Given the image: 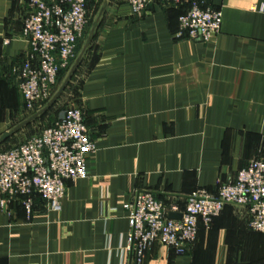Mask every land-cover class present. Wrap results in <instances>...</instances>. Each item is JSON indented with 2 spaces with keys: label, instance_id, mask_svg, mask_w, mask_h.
<instances>
[{
  "label": "crops",
  "instance_id": "obj_1",
  "mask_svg": "<svg viewBox=\"0 0 264 264\" xmlns=\"http://www.w3.org/2000/svg\"><path fill=\"white\" fill-rule=\"evenodd\" d=\"M26 1L0 0V134L30 116L16 78ZM200 1L221 18L204 42L176 35L186 4L153 1L135 16L125 0L106 1L76 91L95 146L86 176L65 181L57 211L39 199L29 216L18 201L0 211V264H127L122 204L134 190L182 206L264 160V0ZM142 264H264V233L224 204L183 254L154 244Z\"/></svg>",
  "mask_w": 264,
  "mask_h": 264
},
{
  "label": "built area",
  "instance_id": "obj_2",
  "mask_svg": "<svg viewBox=\"0 0 264 264\" xmlns=\"http://www.w3.org/2000/svg\"><path fill=\"white\" fill-rule=\"evenodd\" d=\"M153 1L186 4L177 17V36L184 34L204 42L219 32L220 12L200 0H125L135 16ZM252 9L261 10L262 6ZM87 19L85 0L26 1L20 36L26 40L28 51L16 69L25 111L49 98L59 69L67 68L75 57ZM94 150L82 111L75 107L39 133L0 151V211L9 214V204L18 201L29 216L34 197L47 209L57 211L65 181L86 176L85 158ZM224 204L244 208L247 227L264 233L263 159L249 160L232 180L218 183L214 193L195 190L182 206L164 204L149 191L134 190L122 204L128 224L124 246L127 264H142L145 250L154 244L183 254L194 242L198 228L207 230ZM169 212L180 217L169 218Z\"/></svg>",
  "mask_w": 264,
  "mask_h": 264
},
{
  "label": "rangeland",
  "instance_id": "obj_3",
  "mask_svg": "<svg viewBox=\"0 0 264 264\" xmlns=\"http://www.w3.org/2000/svg\"><path fill=\"white\" fill-rule=\"evenodd\" d=\"M86 2L88 6L87 10L89 12L88 19H87V22H88L87 29H89V26H90L89 23L93 20L96 14V11H98V9L100 8V4L102 0H86ZM85 36L86 34H84V38L80 42L78 51L75 54V56L81 50ZM85 57H86V49L82 53V56L77 66L75 67L73 73L71 74L70 78L66 82L64 88L59 93L58 97L54 100V102L45 111H43L40 115H38L35 119H33L30 123H28L26 126L16 131V133H14L12 142L9 141L5 143L4 145H0L1 147L0 151L5 150L13 145H17L23 140L27 139L29 136L39 133L43 127L50 125L54 121L61 118L63 114L65 113V111H67L69 108L77 107L76 91L78 89V85L81 79L83 69L86 65V61L84 60ZM72 63H73V60L69 63L68 67L65 68L64 72L60 73L59 76L57 77L49 98H51V96L54 94L58 86L61 84L62 80L65 78L67 70ZM48 100H46V102ZM46 102H43L39 106L34 107L33 110L26 111L28 112V116L33 114L40 108H42Z\"/></svg>",
  "mask_w": 264,
  "mask_h": 264
},
{
  "label": "water",
  "instance_id": "obj_4",
  "mask_svg": "<svg viewBox=\"0 0 264 264\" xmlns=\"http://www.w3.org/2000/svg\"><path fill=\"white\" fill-rule=\"evenodd\" d=\"M107 0H102L101 2V6L99 8V12L97 14V17L91 22L89 30L85 36L83 45L81 47V50L79 51V53L75 56V58L73 59V63L70 65V67L67 70V73L65 75V78L62 80L61 84L58 86V88L56 89V91L54 92V94L51 96V98H49V100L45 103V105L40 108L39 110H37L36 112H34L33 114H31L27 119L23 120L21 123H19L17 126H15L13 129L8 130V131H4L2 132V134H0V142L2 140H4L6 137H8L10 134H12L14 131L18 130L20 127H22L23 125L29 123L30 121H32L33 119H35L38 115H40L43 111H45L53 102L54 100L58 97L59 93L62 91V89L64 88L66 82L68 81V79L70 78L71 74L73 73L75 67L77 66L82 53L84 52V50L87 48L88 43L92 37L93 31L97 26V22H98V18L99 15L102 13L105 4H106ZM167 216L169 218H179L180 214L179 213H173V212H169L167 214Z\"/></svg>",
  "mask_w": 264,
  "mask_h": 264
},
{
  "label": "trees",
  "instance_id": "obj_5",
  "mask_svg": "<svg viewBox=\"0 0 264 264\" xmlns=\"http://www.w3.org/2000/svg\"><path fill=\"white\" fill-rule=\"evenodd\" d=\"M85 3H86V8L88 9L86 0H85ZM64 70H65V68L59 69V71L57 73V76H56V79H57V77L59 76L60 73L64 72ZM36 199H39V198L38 197H34V200H36Z\"/></svg>",
  "mask_w": 264,
  "mask_h": 264
}]
</instances>
